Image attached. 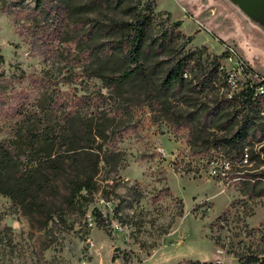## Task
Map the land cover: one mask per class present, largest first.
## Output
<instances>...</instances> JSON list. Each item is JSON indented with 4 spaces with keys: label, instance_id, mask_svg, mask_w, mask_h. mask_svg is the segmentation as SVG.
Wrapping results in <instances>:
<instances>
[{
    "label": "rangeland",
    "instance_id": "obj_1",
    "mask_svg": "<svg viewBox=\"0 0 264 264\" xmlns=\"http://www.w3.org/2000/svg\"><path fill=\"white\" fill-rule=\"evenodd\" d=\"M15 1L0 0V81L7 89L0 107L33 102L43 83L55 80L64 97L107 93L77 65L75 49L48 20ZM155 11L162 20L169 14V22L180 21L178 30L192 36L187 48L217 55L229 73L233 47L264 75V2L249 13L235 0H156ZM188 139L187 131L140 103L117 144L118 171L101 169L86 206L68 207L62 198L51 219L31 218L0 193V264H249L250 255L263 258L264 196L247 192L243 179L225 183L211 175L208 160L216 150L194 149ZM252 174L264 180V152L243 176Z\"/></svg>",
    "mask_w": 264,
    "mask_h": 264
},
{
    "label": "trees",
    "instance_id": "obj_2",
    "mask_svg": "<svg viewBox=\"0 0 264 264\" xmlns=\"http://www.w3.org/2000/svg\"><path fill=\"white\" fill-rule=\"evenodd\" d=\"M25 1L15 2L48 20L54 34L75 49L82 71L107 89L69 98L57 80L48 81L33 102L0 107V193L25 215L49 220L62 198L68 207L86 206L101 169L118 171L123 155L117 144L140 103L187 131L194 149L214 148L236 160L248 150L252 161L264 152L259 83L232 89L219 57L187 48L192 36L178 30L180 21L169 22V14L160 19L156 0H33V6ZM6 91L0 81V95ZM244 172L229 178L243 179L247 192L264 196V180L258 174L245 178ZM246 261L264 264V257Z\"/></svg>",
    "mask_w": 264,
    "mask_h": 264
},
{
    "label": "built area",
    "instance_id": "obj_3",
    "mask_svg": "<svg viewBox=\"0 0 264 264\" xmlns=\"http://www.w3.org/2000/svg\"><path fill=\"white\" fill-rule=\"evenodd\" d=\"M232 48V56H227L226 60L228 64H234L235 66L230 68V73H240L244 75V85H237V80H228L232 89H239L247 85H252L253 82H258V88H264V75L255 73L248 69L246 64H243V60L237 56L236 50ZM228 79V76H227ZM264 115V112H263ZM264 144V142H262ZM210 174L214 177L222 180L225 183H229V177L231 173H239V171H246L252 166V156L248 154V150L245 154H241L239 159H232L224 157L221 153H213L208 160ZM84 264H100L96 260L86 261Z\"/></svg>",
    "mask_w": 264,
    "mask_h": 264
},
{
    "label": "water",
    "instance_id": "obj_4",
    "mask_svg": "<svg viewBox=\"0 0 264 264\" xmlns=\"http://www.w3.org/2000/svg\"><path fill=\"white\" fill-rule=\"evenodd\" d=\"M235 1H237L241 5V7L249 13L258 12L261 4L264 2V0H235Z\"/></svg>",
    "mask_w": 264,
    "mask_h": 264
},
{
    "label": "bare ground",
    "instance_id": "obj_5",
    "mask_svg": "<svg viewBox=\"0 0 264 264\" xmlns=\"http://www.w3.org/2000/svg\"><path fill=\"white\" fill-rule=\"evenodd\" d=\"M228 56H232V48L231 47L228 48ZM235 76L236 75L234 73H229V80H237V83L239 84V82H238L239 80L236 79ZM258 92L259 93H263L264 92V88H258ZM248 154H249V152H248Z\"/></svg>",
    "mask_w": 264,
    "mask_h": 264
}]
</instances>
